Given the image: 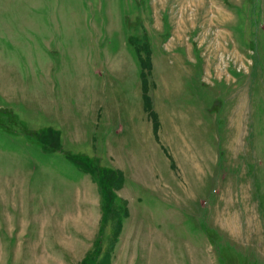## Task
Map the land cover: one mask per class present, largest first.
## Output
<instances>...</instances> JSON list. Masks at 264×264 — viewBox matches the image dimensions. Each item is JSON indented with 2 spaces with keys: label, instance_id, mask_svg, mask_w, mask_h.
<instances>
[{
  "label": "rangeland",
  "instance_id": "rangeland-1",
  "mask_svg": "<svg viewBox=\"0 0 264 264\" xmlns=\"http://www.w3.org/2000/svg\"><path fill=\"white\" fill-rule=\"evenodd\" d=\"M148 50V94L167 137L158 120L152 153L123 154L129 187L115 191L122 226L111 249L116 220L102 222L99 185L41 147L33 93L0 106V264H80L98 236L110 264H264V0H0V55L25 57L18 78L52 71L44 98L59 109L92 88L110 91L114 107H139L129 77ZM107 56L129 77L105 74ZM6 63L0 88L10 89ZM125 143L150 150L144 136ZM101 153L108 166L90 157L116 169ZM167 155L179 169L166 171Z\"/></svg>",
  "mask_w": 264,
  "mask_h": 264
},
{
  "label": "crops",
  "instance_id": "crops-1",
  "mask_svg": "<svg viewBox=\"0 0 264 264\" xmlns=\"http://www.w3.org/2000/svg\"><path fill=\"white\" fill-rule=\"evenodd\" d=\"M117 58L118 59H115V57L113 58L107 56L105 58L106 61L103 63V72L105 74L111 72L117 76L124 75L126 77H129L127 76V72L123 70L122 66L119 63L120 57ZM7 59L8 62L6 63ZM20 60H25V57L23 55H14L13 57L12 55H0V65L6 63V70L3 73V79L7 77L15 78L13 79L12 87L10 89L0 88V102H2L0 106L10 104L14 105L15 107H19L20 101L23 98H26L28 100V94L33 93L34 97L32 100L35 101L36 99L38 103H40L38 110L40 112V115L43 117L41 119L43 120L42 128H52L54 130L59 131V142L62 148L64 147L66 149H75L71 147V145H74L75 143L79 142L78 149H75V152L73 153H79L84 155H86L87 153L88 157L98 156L100 158V163H102V165H105L106 160L104 159L101 153V151H103L105 156L107 158L109 157L112 160V162L109 161V163L116 169L122 171L124 175V182L120 190L124 192L127 191V188L129 187L127 184L128 173L123 171V154L127 156H134L136 160L140 162V156L142 154L147 155V152H153V146L152 143H150L154 136L153 129H151L153 124H151L152 122L147 112L145 111L144 102H140L139 107L135 108H131L127 101V105L122 104L114 107L115 105H117V102L111 103L110 91L102 93L100 89L92 88L87 89L84 92L81 89H74V94H80L76 98L74 97L76 101L75 104H73V99L71 101V106L62 107L61 109H59L57 106H55L53 100L44 98L45 87L48 86L50 82L49 80H51L52 71H50L46 67H43L42 69L40 68V70H37L35 68L32 71V80L23 77L18 78L21 75V70L18 67ZM48 63L49 62L47 61L46 64ZM137 65L138 64L136 63L131 69L132 75L130 76L132 78H129L131 79L134 85V94L132 95H139L142 98L141 71L140 67ZM93 68V74L99 73V71L95 70V67ZM40 72L44 73V75L38 77ZM135 74H137V78L133 80V76ZM33 80L36 83L33 82ZM29 81H32L34 86L38 84L40 86V89L36 87H31ZM152 85L155 86L154 83H152ZM29 90L31 91L28 93ZM150 98L153 110H155L158 115V120L160 121V128L164 133L163 130H165V128L163 119L160 116L159 108L156 106L154 100H152V97ZM67 124H71V131H69V134L64 135L63 133H60V131ZM112 133H114V136ZM121 133H124L122 137L120 136ZM127 134L135 136L137 140H141L143 136L146 137L148 142L150 143V150L144 149L142 146H138L135 149L127 148V145L125 143V138H127ZM163 135L167 137L166 133H164ZM31 139L33 140V138ZM117 140L119 141L117 142ZM100 142L102 144H100ZM94 145H96L95 149L97 150V152L94 154L92 152H87V149H92ZM174 145L180 147V149L182 150L185 149V147L189 146L188 136L184 135V145L182 138H177V142L176 144L174 143ZM62 148L61 150H63ZM46 151L54 152L53 150L47 148ZM55 151L62 153L59 150ZM185 153L186 151H183L182 154ZM174 160L175 159L172 157V155H167V159L165 157L163 161V164L166 167V171L168 173L171 172L172 164L173 167L176 166V168L179 169L178 165L175 164ZM107 164L105 166L109 165ZM171 179L173 180V178ZM88 184L91 185V179ZM91 188H93L92 185ZM122 197L125 198L129 203L127 194Z\"/></svg>",
  "mask_w": 264,
  "mask_h": 264
},
{
  "label": "trees",
  "instance_id": "trees-1",
  "mask_svg": "<svg viewBox=\"0 0 264 264\" xmlns=\"http://www.w3.org/2000/svg\"><path fill=\"white\" fill-rule=\"evenodd\" d=\"M148 52L147 60H144L141 55L140 56V66H141V81H142V93H143V102L144 108L147 112L148 116L151 118L154 131L156 132V126L158 117L156 112L152 108V102L150 95L148 94V79L147 76L151 72V58H150V50ZM139 54V53H138ZM30 136H33V132L27 131ZM42 133L46 135L44 138L40 137L37 140L41 147L46 150H59L63 153V155L70 159L73 163L77 165L83 172L88 173L93 180H95L99 185V191L102 193L103 202H102V222L107 219L116 220L115 225L113 227L112 238L110 240L109 249L114 245L113 243L116 241L117 236L121 230V219L116 218L115 207L113 204L116 201V193L115 191L122 187L124 182V175L122 171L119 169H111L109 167L100 166L95 159L92 157H86L83 154H72L66 151L61 150L59 144V134L56 130L52 128H45L42 130ZM123 204V216L127 214V201L122 199ZM101 240L100 237H96L93 243V249L88 251L80 264H110V251H107L101 255Z\"/></svg>",
  "mask_w": 264,
  "mask_h": 264
}]
</instances>
